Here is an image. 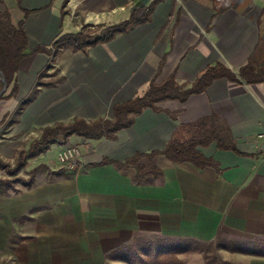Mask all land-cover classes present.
<instances>
[{
  "label": "crops",
  "instance_id": "crops-1",
  "mask_svg": "<svg viewBox=\"0 0 264 264\" xmlns=\"http://www.w3.org/2000/svg\"><path fill=\"white\" fill-rule=\"evenodd\" d=\"M4 1L15 24L25 19L29 50H51L22 60L17 97L0 102L2 128L40 89L19 115L16 134L75 118L111 119L116 104L144 96L156 76L158 83L175 75L180 85L192 84L217 62L238 73L264 29V0H238L235 8L215 17L211 0H69L66 6V0ZM151 5L149 22L87 53L53 48L66 33L120 24L134 10L144 16ZM34 9L41 10L26 14ZM158 107L145 109L115 140L71 136L68 142L78 145L82 167L67 177L49 171L57 178L0 197V240L9 241L10 228L20 219L32 218L36 232L17 243L26 264H108V253L143 234L208 243L219 231L236 239L264 238V82L218 79L186 102L168 100ZM212 116L230 127V137L246 155L213 142L199 149L219 167L206 169L174 163L165 155L147 156L164 151L181 125ZM141 153L146 169L164 172L161 181L140 185L137 169L116 166ZM46 163L54 171V162ZM219 254L224 264H264V256L225 249ZM190 255L187 264H206L203 253Z\"/></svg>",
  "mask_w": 264,
  "mask_h": 264
},
{
  "label": "trees",
  "instance_id": "trees-1",
  "mask_svg": "<svg viewBox=\"0 0 264 264\" xmlns=\"http://www.w3.org/2000/svg\"><path fill=\"white\" fill-rule=\"evenodd\" d=\"M68 1H65L64 6L67 5ZM211 1L215 10L214 17L235 8L238 3V0ZM0 4L5 5L4 11L0 10V71L2 73L0 74V92L7 85V90L0 100H7L17 97L19 93L20 85L16 75L20 71L22 60L38 52L50 54L51 50L46 47H39L30 51V40H28L24 26L25 19L15 24L6 4L2 0H0ZM150 7L144 16H138L134 10L132 16L120 24L86 26L79 33H66L57 39L53 48L58 51L70 49L73 52L81 50L87 53L94 46L100 43H108L116 39L118 35L131 31L137 24L149 22L154 5ZM40 10L34 9L27 11L26 14L29 15ZM262 18L264 19V11ZM261 34L248 65L242 67L238 73H235L227 65L217 62L208 67L192 84L180 85L175 75H171L163 83H158L156 76L144 96L116 104L113 108L114 117L111 119L100 118L96 121H87L83 118H75L71 122L57 123L44 128L41 137L29 149H24L19 153L15 167L0 158V167L6 169L10 175V178L7 179L0 178V194L8 197L11 194H20L22 190L16 187V184H21L28 189L33 188L38 169L30 171V176L25 179L20 177V170L28 164L30 158H36L42 152L49 150L53 143H67L68 139L74 135L86 140L101 138L115 140L118 132L134 126L137 118L143 114L145 109L159 110L158 104L168 100L186 102L192 95L205 92L218 79L230 78L238 83L247 82L249 84L264 82V29ZM162 69L163 67L160 68V71ZM44 76L45 72H42L40 79ZM39 91L40 89L37 87L28 96L17 114L20 115L24 107L35 100ZM218 120V116H212L211 119L206 118L194 124L181 125L164 151L155 150L147 156L154 159L157 155H165L168 160L174 163L185 164L187 162L195 167L206 169L219 167L213 159L207 158L199 149L200 147H209L213 142H217L221 149L232 150L241 156L246 155V153L238 150L230 137V127L222 125ZM144 156L146 155L138 154L134 158L127 159L125 163H116V166L123 170L130 167L137 169L135 182L140 185L154 184L157 180L161 181L164 172L160 168L148 170L140 164ZM41 167L60 177H67L70 171L64 168L52 171L47 165H41ZM73 171H77L76 168ZM33 211L35 212L37 209ZM219 249L260 257L264 256V238L236 239L232 235L219 231L216 241L208 243L193 238L150 237L143 234L136 236L129 244L108 253L106 257L109 261L108 264H114V261H121L126 264H186L183 256L203 253L206 264H224L221 261Z\"/></svg>",
  "mask_w": 264,
  "mask_h": 264
},
{
  "label": "rangeland",
  "instance_id": "rangeland-1",
  "mask_svg": "<svg viewBox=\"0 0 264 264\" xmlns=\"http://www.w3.org/2000/svg\"><path fill=\"white\" fill-rule=\"evenodd\" d=\"M2 1L8 7V4L4 0ZM4 9H5V5L0 4V10L4 11ZM4 101L5 100H2L0 102L4 104ZM8 104L9 102H7L6 105ZM18 118H19V115L16 117H10V119L8 120V124L6 123L7 124V125L5 124L6 126L0 128V131H1L0 132V158L3 159L6 163H9V164L11 163L13 167H15L18 162L19 153L24 149H29L30 146L33 145L35 141L41 137L42 132H43V131L38 130V132H35V133L16 134L15 125L16 123H18ZM58 144L57 142L53 143L51 148L47 150L49 151L47 156L43 155V153L47 152L45 151L39 154V156L36 158H30L28 164L22 170H20L21 172L20 177H23L24 179L28 178L31 174L30 171L38 169L36 173V177H35V184H39V182L41 183L42 181H50V180H53L54 178H57L55 175L51 174L48 170L41 167V165H47L46 163L47 161L49 162L53 161L54 163L53 165H51V167L54 170H59L61 168L67 169V166H64L60 162L58 153L62 151L67 145L78 146L74 144L73 142H67L63 144L58 142ZM49 169L51 168L49 167ZM67 170H70V169H67ZM0 178L2 179L10 178V175L8 174V172H6V169H3L1 167H0ZM35 184L34 186H36ZM16 187H18L21 190H25V188L21 186V184H16ZM0 197H8V196L0 194ZM36 222L37 221H35L32 218L26 221L20 219L15 224V226L10 228L11 238L9 239V241L4 242L3 240H0V264H26L25 259H24V254L17 253V247H18L17 242H19L20 238H25L27 235L33 234L36 232L35 230L36 225H37ZM190 256H191L190 254L187 256H183V259L186 262V264H187V261L191 259Z\"/></svg>",
  "mask_w": 264,
  "mask_h": 264
},
{
  "label": "built area",
  "instance_id": "built-area-1",
  "mask_svg": "<svg viewBox=\"0 0 264 264\" xmlns=\"http://www.w3.org/2000/svg\"><path fill=\"white\" fill-rule=\"evenodd\" d=\"M60 162L67 166V169L73 170L82 167V156L79 147L67 145L62 151L58 153Z\"/></svg>",
  "mask_w": 264,
  "mask_h": 264
},
{
  "label": "water",
  "instance_id": "water-1",
  "mask_svg": "<svg viewBox=\"0 0 264 264\" xmlns=\"http://www.w3.org/2000/svg\"><path fill=\"white\" fill-rule=\"evenodd\" d=\"M0 74H2L1 71H0ZM3 81H5L4 78H3ZM5 85H6V84H5ZM6 90H7V85L5 86L4 90L0 92V98L2 97L3 93H4Z\"/></svg>",
  "mask_w": 264,
  "mask_h": 264
}]
</instances>
